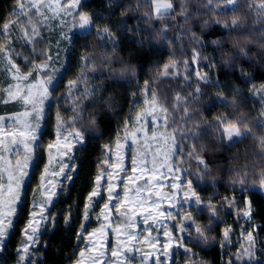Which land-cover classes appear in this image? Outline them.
<instances>
[{
	"label": "snow or ice",
	"instance_id": "snow-or-ice-1",
	"mask_svg": "<svg viewBox=\"0 0 264 264\" xmlns=\"http://www.w3.org/2000/svg\"><path fill=\"white\" fill-rule=\"evenodd\" d=\"M242 0H204L201 5L195 6L194 10L189 11L187 6V0H178L179 10L173 5V0H150L152 5V14L149 15L145 13L143 20L145 23H150L153 19L160 21L166 16H171V21L169 23H160L157 29H150L154 31V38L160 42H167V48L170 55L163 65L160 66L159 76H164L165 78L172 77L180 79L183 82H187V87L191 88V91H187L183 96L179 92L174 93V99L172 103L173 111L179 112V119L182 122H188L189 127L185 128L182 125L173 128L172 134L169 136L170 143L167 150L164 153L163 160L158 163H154L152 168L146 169L148 172H156L157 167H162L165 172H170L175 178L178 173H183L185 176L188 175L187 169L183 168V162L187 159H194L197 164V171L194 173L198 180H203L208 177L213 181V185L216 183L215 178L212 176V166L219 165V161L213 159L208 162L205 156L201 153H205L206 148L204 144H199L198 146L193 143L184 144V141H199L205 129L198 128L199 121H203V116H199L193 119V114L198 112L199 109H190L189 104L192 102L199 103V98L203 95V88L201 85L214 86L216 91L209 94V97L213 100L211 106L216 104L224 105L225 107H230L232 109V114H227L221 111L218 115L213 116L214 121V133L216 134V139L214 143L218 146L223 145L224 151L233 148L236 144L242 143L245 137H251L255 141V146L259 149L256 153H253V157L260 159L264 163V85H261L256 89H249L250 97L255 98L259 94V115L251 123L245 119L244 113L237 112L236 110L241 107L247 98L237 97L240 95V89L234 87L232 89L231 97L225 95L224 91L221 89V81L219 79H213L212 77L216 75L215 73H207L201 71L199 68L194 73L184 74V72H178V69L183 67L186 71L192 65H196L198 60L207 59V55L201 51L208 45L202 39L204 35V29H206L210 24L220 26L222 32L215 39L211 40V46L215 50H219V55L221 57L220 64L228 71H236L239 69L241 76L246 75L243 69V65L240 61L243 58L249 57L250 53L248 49L253 46H257L262 54H264V0H247V10L252 11L254 14V19L251 21L252 25H255L257 21H260L258 28L249 27L247 21L241 18L239 12L240 4ZM138 3V0H137ZM112 0H109V6H111ZM121 7L120 15L124 16L125 12L128 10L126 5H118ZM84 5L81 0H57L55 6L52 3H45V0H14L13 7L11 8L8 15L0 23V36L3 37L0 40V55L3 56L7 63V67L4 69L8 74L10 79L14 81H23L24 87L27 91H23L20 84L8 85L5 89V98L3 103H8L9 101L22 100L24 104L28 107V111L23 112L19 115L29 116L31 113L32 118L35 123L25 122L22 129H18L14 132H5L4 122L5 117L0 116V137H8L7 143L4 139H0V180L3 179L4 174H7V184L0 182V255L3 254V250L7 244L6 237L10 235L9 228L12 227L13 222L11 219L12 213L16 212V201L21 200V185L24 178L29 175L27 169L29 167V162L38 159L34 156L35 150L37 148H43L47 152V161L43 165V170L40 172V194L44 197L42 201H33L32 207L40 209L39 220H45L46 215L44 214L45 207L51 201L52 195L54 194V188H45V178L46 173L49 168V164L52 161V153L48 149L59 145V140L61 133L65 130V124L67 122H72L74 125L76 121H83L85 119L84 113L89 111V105L92 103L88 100L86 104L83 100L79 99L80 96L85 98L92 97L94 95V88L92 86L80 87L86 79H88L86 72L87 70H93L94 72L99 69V74L104 76V69L112 63V57L116 52V47L119 43V37L116 32L123 31L127 27V21L121 19L115 25H109L108 23L97 24L92 20L90 13L83 11ZM203 9V11L201 10ZM209 19L200 20L201 16H209ZM69 16L73 17V23L77 25L80 29V35H90L95 31V38L101 43H85L82 46V51L79 56V71L73 78L68 79L64 82L63 87L65 91L62 94H57V89L61 87V81L63 80L64 74L68 71L69 62L65 61L63 64L64 71L60 72L59 69L51 67V56L48 54L49 47L51 46L50 41H47L42 35V32L47 30L50 21L55 20L58 16ZM179 16V19H177ZM11 17V18H9ZM106 17L103 13L100 14V19L105 20ZM139 20V18H137ZM60 25H64V21H59ZM199 26L201 32L197 33L192 31V28ZM175 28L176 31L171 35L169 34V29ZM10 29H14L19 35L16 37V42L13 41V32ZM115 29V31H113ZM66 30V29H65ZM65 30L59 32V38L63 40H71L65 35ZM131 31V29H128ZM139 31V30H138ZM259 33L257 39H252V35ZM181 37H187L191 42L189 47H184V42ZM75 39V34L72 37ZM60 39L57 40L56 46L59 47ZM22 42V43H20ZM43 42V43H41ZM229 43L230 48L224 49L222 47L223 43ZM138 43H141L138 41ZM176 43L180 45L181 53L190 52L191 55L183 56L182 58L177 57L176 53L172 51V45ZM113 45V47L108 48L107 45ZM18 47L27 48L30 54H25L23 51H17ZM96 49H100L97 55H93ZM254 55V53H253ZM22 59L26 71H22L21 67L15 62V59ZM37 58H39V63H37ZM97 59H100L102 63L97 64ZM106 62V63H103ZM209 69L216 68L215 60H208L205 65ZM128 69L135 71V66L124 64L121 68L111 69L112 72H125ZM194 75L196 78L195 85L192 84L190 76ZM35 77V79H33ZM230 79V77H229ZM28 81H32L28 83ZM154 83V80H153ZM244 83H250V81L245 80ZM141 92H151L152 104L151 107L156 111V114L152 116L154 124L159 122L161 125H166L171 128L172 125L168 123L170 113L168 107L160 101L157 97V92L155 88H149V81H144V87L139 89ZM62 98L65 102L70 103V110L73 113L72 116L64 117L63 113L57 110L54 113V131L57 136V140L50 142L45 147L41 144L39 139L40 122L42 118L45 117L44 112V102L46 100L59 101ZM130 95H134L131 94ZM209 97H205L208 99ZM146 104L147 100L144 101ZM104 103L111 105V100L106 99ZM181 105L183 107H181ZM18 114L12 113L11 116H16ZM140 113H137L139 116ZM11 116L9 117V126H11ZM19 123V120L17 121ZM127 118L124 120V124L127 125ZM96 117L89 114L87 116V124L82 129H76L73 127V139L77 142L85 140V134L87 132L96 131L95 128ZM255 128L261 129V133L257 134ZM180 133V142L176 141L175 133ZM153 135H157L154 131ZM135 141H133V144ZM119 143L117 151H119ZM187 147V152L184 151ZM104 149H108L109 145H104ZM23 152L21 157L19 153ZM70 144H65V149L59 154L61 156L65 155L67 151H70ZM135 152V148H133ZM212 149H208V154L210 155ZM3 153H16L14 156L15 164L12 163ZM243 158V159H242ZM123 157L121 156L119 160L113 162L110 167L116 169L122 167ZM238 166H234V162ZM249 153L247 151L233 152L232 155L228 157L223 163L228 165L227 171L232 174L230 177V183L244 184L247 177V171L249 168ZM103 163L107 165L108 160H104ZM138 163H144L143 160L139 159L137 155H133L132 164L133 170H136V165ZM72 168H76L75 164L71 165ZM99 167V166H98ZM253 167L255 164L253 162ZM65 164L60 163V172H63ZM145 169H141L144 171ZM244 175H241V174ZM59 174V173H57ZM105 173L97 172L95 175V181L97 182L88 193V197H96L99 195L98 188H103L104 193L107 194V199L100 206V214L105 220L108 218V214L111 212L110 201H112V196L116 185L113 183V178L119 179L118 174L109 171L107 172L108 186L106 188L99 184L101 176ZM66 177H69V173H64ZM259 184L264 187V170L258 172ZM139 178V177H137ZM163 179V177H161ZM51 182L49 181V184ZM124 198L117 197L114 202L117 215H125L129 217V223L127 227L134 228L135 222L131 220V215L128 212H121L122 204H132L133 201L127 199L128 197V187H127V177H124ZM193 180L183 179L177 184L175 179L171 182L170 187L174 189L171 193L170 199L173 204H176L177 198L182 197L179 200L178 206L170 208L166 213H161V215H167L169 220L173 221V230L176 233L187 234L173 236L171 232L168 231L167 225L164 226V235L167 237L163 244L164 255L163 258H155L154 264H167L170 257L168 251L169 247L175 243L178 249H183V254L185 256L184 264H205L203 260L193 259L198 257V253L192 250V245L199 246L201 244H206L210 239L207 233L211 232L214 223H222L219 219V213L224 211L225 205L229 206L228 210L231 211L235 207V198L230 196H221L218 202H213V198L218 194L213 192L207 200L203 199L199 193L193 188ZM143 189L137 187L136 192H140ZM165 198L168 199V194H165ZM22 203V200H21ZM155 204V202H153ZM7 205V214H5L4 208ZM135 209H133L134 211ZM50 211V209H49ZM175 211L177 216L173 218L172 212ZM252 206L251 202L247 197L244 198V207L240 209L242 216L245 218H251ZM207 213L208 222L201 223L195 216ZM195 214V216H194ZM53 215V220L50 223H54L55 214ZM71 207L64 214V221L66 225L71 224ZM90 215V201L88 198L85 199L83 208L81 210V222L76 229V239L88 240V237L92 235L91 232L85 235L87 231L86 225L84 224V219H87ZM99 219V217H98ZM187 222V223H185ZM39 226V221L36 219V213L29 211L27 214V220L24 222V226L21 229V234L24 237V241L17 245L16 247V261L15 264H30L33 262L35 264L36 256L30 246H35L40 233L37 228ZM256 227L254 224L249 226L247 231V240L249 246L243 249H236V255L233 257L229 254L227 261L222 260V264H239L242 256H247L248 259L243 261V264H264V261L255 258V237L251 229ZM96 231V230H93ZM116 231V229H113ZM231 232V225L226 226L221 230V248L224 247V242L228 240L229 234ZM129 239L131 235L129 234ZM154 239V238H153ZM185 239L188 243L185 244ZM79 248V252H73V256L76 257L72 261V264H84L86 259L84 253L87 250V245L81 247L79 244L76 245ZM153 252L156 249L153 247ZM104 255L103 252H97L95 256L91 254L87 259L92 261V264H98L99 259ZM117 250L115 246L113 247L112 256H117ZM152 253H145L141 257V264H153V261L149 260ZM108 264V261H105ZM176 264H179V260H176Z\"/></svg>",
	"mask_w": 264,
	"mask_h": 264
},
{
	"label": "rangeland",
	"instance_id": "rangeland-1",
	"mask_svg": "<svg viewBox=\"0 0 264 264\" xmlns=\"http://www.w3.org/2000/svg\"><path fill=\"white\" fill-rule=\"evenodd\" d=\"M56 2L57 0H45L46 4L52 3L54 6ZM81 2L84 5L82 10L88 13L90 12L93 21L101 25L106 22L107 19H100V14L102 13L100 11L107 7L109 0H81ZM112 2L116 4L117 7H119L118 5L128 6V10L125 12L124 16L130 17L132 15L133 9L131 5L133 4V0H112ZM13 3L14 0H0V23L3 22V19L10 12ZM137 5L141 6L142 10H140L143 11V13L152 14L150 0H138ZM173 5L178 11V0H173ZM187 6L189 7V5ZM120 9L121 7L117 10ZM177 19H179V16H177ZM60 20L64 21L63 26L60 25ZM170 21L171 16H166L163 20L158 21L155 27L154 25L145 26V28L137 27L134 29L126 27L123 31H119L124 34L126 40L125 45H127L124 53H128L127 55L131 58V61L126 58L124 59L121 54H114L112 63L106 68L111 73L110 77L104 78L103 76H98V78H102L105 83H108L106 85L107 90L110 89L112 91V89L115 90L116 87L120 89L124 87L127 98L124 103L125 107L116 114L113 107L111 108V105L109 106L105 103L107 105L106 111L109 116L101 120V122L104 121L105 131L100 129L96 122L95 128L97 130H90L85 134L84 141L77 142L73 139V127L82 129L87 124V116L89 114L94 115L96 121L98 118L96 108L95 110L92 108L94 95L88 98L83 96L79 97V99L83 100L86 104L88 100L92 101L88 106L89 111L84 113L85 119L83 121H76L74 125L70 121L67 122L64 132L61 133L59 145L48 149V151L52 153V161L46 173L44 186L45 188H54L55 192L52 195L51 201L44 209V214L46 215L45 220H39L41 215L40 209L33 208L32 202L34 200L42 201L44 199L39 191V174L43 170V165L48 157L47 152L43 148H37L35 150L34 156L38 157V159L29 162V167L27 169L29 175L24 178L21 185L22 203L21 200L16 201V212L12 213L11 216L13 225L9 228L10 235L6 237L7 244L3 250V254L0 255V264H15L16 247L24 241L21 229L24 226V222L27 220V214L30 210L36 213V219L39 221L37 230L40 235L36 245L34 247L30 246L36 256L35 264H72V261L76 259V257L73 256V252H79V248L76 247L77 244L81 247L87 245V250L84 253L86 257L84 264H92V261L87 259V257L90 254L95 256L97 252L104 253L99 259L98 264H105V261H108V264H141V257H143L145 253H152L149 260L153 261L154 264L155 258H163L164 255L163 244L167 239L164 235L165 224L167 225L168 231L171 232L173 236L187 235L174 232L173 221L169 220L166 214L161 215V213H166L170 208L178 206L179 200L182 199V197H178L175 205L171 201V193L175 191L170 187L171 182H173L174 179L177 184L183 179L193 180V188L205 200H207L213 192L206 198L203 197L198 191L195 185L196 182L190 173H188L187 176L183 173H178L174 178L170 172H165L162 167H157V171L154 173L146 170L152 168L154 163L163 160L164 153L170 143L169 136L172 134L173 128H176L179 112L173 111L172 109L174 93L179 92L181 96H183L187 91H191V88L186 86V81L182 83L180 79L172 77L165 78L164 76L158 75L160 66L167 62L170 52L167 48V42L162 43L157 41L154 38V31L150 29H157L156 27H158L160 23H169ZM128 29H131V31ZM61 30H65V35L71 40V43H69L68 40L59 38V32ZM173 30L174 28L169 29L170 35L173 33ZM10 31L13 32V41L16 42V37L19 33H16L14 29H10ZM79 33L80 29L73 23V17L71 15L66 17L63 15L58 16L55 20L50 21L48 29L42 32L45 39L51 43L48 50V54L51 56L50 66L63 72L64 62H69L68 71L63 76L61 87L57 89V94H62L65 91L63 87L64 82L73 78L79 71V56L82 51V46L85 43H99L95 39L94 30L92 34L87 36L80 35ZM74 34L75 39L72 38ZM2 39L3 37L0 36V40ZM58 39H60L59 47L56 46ZM138 41L141 43H138ZM147 45L149 47L151 46L150 48L156 52L155 56L157 57H153L147 64H144L145 66H141L133 57L137 55L138 50L144 49L145 47L147 48ZM17 51L30 54L28 49L23 47H18ZM172 51L176 53L179 58L189 56L182 54L181 51L177 49ZM97 54L96 49L93 55ZM15 62L21 67L22 71L27 70L24 67L22 59H15ZM37 63H39V58H37ZM124 64L135 66V71L133 72L131 69L123 73L111 71L113 68H121ZM6 67L7 63L3 56L0 55V101L4 100L5 89L10 84L13 86L20 84L23 91H27L23 81H14L10 79L9 74L4 70ZM197 68L202 71L203 63L197 62L196 65H192L186 71L181 67L178 69V72H184V74L187 75L194 73ZM33 79H35V77H33ZM145 80L149 81V88H155L158 99L168 107L170 113L168 123L172 125L171 128L166 125H161L159 122L154 124L152 116L156 114V111L151 107V92H141L139 90L144 87ZM195 81L196 78L193 75V85ZM31 82L32 81H28V83ZM261 85H264V81L256 88H259ZM84 86H92L95 90V81L88 77V79L80 85V87ZM97 90L100 89L97 88L95 91ZM130 93L134 95H130ZM257 97L259 98V94H257ZM95 98L98 99L99 96ZM105 100L106 99L102 100V103H104ZM145 100L148 101L147 104L144 102ZM114 107H116V105ZM181 107L183 106L181 105ZM57 110L61 111L65 118L73 115L70 110V103L65 102L62 95L59 101H53L49 98V100L44 102L45 117L42 118L40 122L39 139L41 144L45 147L48 143L57 140L53 119L54 113ZM26 111H28V107L22 100L9 101L8 103L0 102V116L5 117V132H14L18 129H22L25 122L35 123L31 113L27 117L19 115ZM138 112L140 113L139 116H137ZM213 112L212 110L210 111L211 114H215ZM12 113L18 115L11 116ZM10 116L11 126H9L8 123ZM125 118L128 120L127 125L124 124ZM18 120L19 123L17 122ZM154 131L157 133L155 136L153 135ZM175 135L176 141L179 143L180 139L177 133H175ZM0 139H4L6 143L8 141V137L6 136H2ZM133 141H135L134 144ZM66 143L70 144L71 150L61 156L59 153L65 149ZM118 143L120 145L119 151H117ZM106 144L109 145L108 149L103 148ZM133 148H135V152ZM3 154L15 164L14 156L16 153ZM19 155L21 157L23 156L22 150ZM133 155H137L139 159L144 161V163H138L136 165L135 171L133 170L132 164ZM121 156L123 157L122 167L112 169L110 165L119 160ZM104 160H108L109 163L105 165L103 163ZM61 162L65 164L63 172H60ZM184 163L182 166L187 169L188 172V167L185 166ZM72 164H75L77 167L72 168ZM141 169L145 170L141 171ZM98 171L105 173L101 176V180L99 181V184L103 185L104 188L108 186L107 172L112 171L119 176V179H116L115 176L113 178V183L116 187L114 189L112 201H110L111 212L108 214L107 220L100 214V206L105 202V199H107V194L104 193L103 188H98L99 195L96 197H88V193L91 191L92 187L97 184L95 175ZM64 173H69V177H66ZM124 177H127L128 181L127 199L132 200L133 203L127 205L122 204L120 211L128 212L131 215V220L135 222L134 228L127 227L129 217L117 215L114 206L117 197L124 198L125 196ZM161 177H163V179ZM49 181L51 182L50 184ZM0 182L7 184L6 173ZM137 187L143 190L136 192L135 189ZM256 190L264 194V187L259 185ZM165 194H168V199L165 198ZM256 195L257 193L253 191L249 194H233L231 196L235 198L237 204L233 208L234 215L229 213L227 216L230 222L220 226L217 230L219 244L221 246V230L231 225L229 238L224 242V247L222 249L224 254L223 261L228 260L227 256L233 248H240L242 253L243 249L249 246L246 237L249 226L254 224L252 222V212ZM245 197L248 198L252 206L250 219L243 217L240 212V209L244 207ZM86 198L90 201V215L83 221L87 228L85 235H88L89 232L92 233L87 241L84 239L77 240L75 235L76 229L82 219L81 210ZM219 199L220 195L217 194V196L213 198V202L215 203ZM153 202H155V204H153ZM238 202L241 206H238ZM69 207H71L72 213L70 217L71 224L66 225L64 214ZM133 209L135 210L133 211ZM4 211L5 214H7V205H5ZM52 214H55L54 223H50V221L53 220ZM172 216L175 218L177 213L173 211ZM195 219L199 221V215L195 216ZM254 225L256 226V224ZM113 229H116V231H113ZM251 230L255 237L256 257V253L260 249L257 240V228L254 227ZM129 234L131 235V239L128 238ZM184 242L187 244V239H185ZM114 246L118 253L117 256H112ZM153 247L156 249L155 252L152 251ZM168 251L171 255L167 264H176L177 259L179 260V264H184L185 256L183 254V249H178L177 245L173 243ZM241 259V262H243L247 260L248 257L242 256ZM30 264H33V262H30Z\"/></svg>",
	"mask_w": 264,
	"mask_h": 264
},
{
	"label": "trees",
	"instance_id": "trees-1",
	"mask_svg": "<svg viewBox=\"0 0 264 264\" xmlns=\"http://www.w3.org/2000/svg\"><path fill=\"white\" fill-rule=\"evenodd\" d=\"M129 1V0H128ZM204 3V0H187V5H189V11L194 10L195 6L201 5ZM137 0H133L132 6V15L130 17L123 16L121 17L119 7L116 6L112 2L111 6H109V2L106 8L102 9V12L107 18L105 23H108L109 25H115L117 22H119L121 19H124L127 21V27H130L132 29L137 27H148L151 25H156L158 22L157 20L153 19L150 23H145L143 20V17L145 13L141 11V6L137 5ZM141 9V10H140ZM117 10V11H116ZM203 11V9H201ZM2 12V11H1ZM239 12L241 14V18L245 19L249 25V27L258 28L260 25V21H257L255 25H252L251 21L254 19V14L252 11L247 10V0H242L239 8ZM90 13V12H89ZM106 13V14H105ZM114 13V14H113ZM91 14V13H90ZM119 14V15H118ZM125 15V14H124ZM139 18V20H137ZM209 16H201L199 17L200 20L203 19H209ZM95 22V21H94ZM96 23V22H95ZM104 24V23H103ZM159 27V26H158ZM156 27V28H158ZM155 29V28H153ZM113 31H115L113 29ZM176 29L174 28L173 32H175ZM192 31H195L197 33H200L202 30L199 26H195L192 28ZM204 35L202 39L205 41V43L208 45L201 51H203L207 55V59L198 60L197 62L203 63V72H207L209 74L215 73L212 78L213 79H219L221 81V89L224 91L225 95L231 97L232 95V89L234 87H238L240 89V95L237 97L238 100L241 98H247L245 102L241 105L240 108H238L237 112H243L245 119H247L250 123L255 119L258 118L259 115V98L256 96L255 98H249L250 92L249 89H255L259 84H261L264 81V54L261 53L259 48L257 46L250 47L248 49L250 55L247 58H243L240 63L243 65L244 72L246 75L241 76L239 73V69L236 71H228L226 67L222 66L220 64L221 57L219 55V50H215L211 46V40L215 39L217 36H219L222 32V29L220 26L210 24L206 29L203 30ZM95 34V33H94ZM116 35L119 37V43L116 47V53L121 54L123 58L131 61L128 53H124L127 45H125V38L124 34L120 32H116ZM259 36V33H255L252 35V39H257ZM184 42V47L187 48L191 44V42L187 39V37H181ZM96 39V38H95ZM101 43V41H98ZM108 48L113 47V45H107ZM151 47V46H150ZM148 45L147 48L143 47L144 49H140L137 52V55L134 56L135 60L141 65L145 66L144 64H147V62L150 59H153L156 52L152 50ZM222 47L224 49H229L230 45L229 43L225 42L223 43ZM179 50L180 45L173 43L172 50ZM100 51V49H97V53ZM254 53V55H253ZM184 55H191L190 52H184ZM170 55V54H169ZM208 60H215L216 61V68L209 69L205 65L208 63ZM102 61L98 59V65H100ZM106 63V62H103ZM105 75L104 78L110 77V72L107 69H104ZM140 74V71H139ZM86 75L95 81V90L99 88L100 90L95 91L94 90V100L92 103V108L98 113L97 118V125L100 129H103L105 131V124L104 121L101 122V120L109 117L108 112L106 111V104L102 103V100L104 99H110L111 100V108L113 107V110H115V113L117 114L120 112L121 109H123L126 95H125V89L124 87L117 88L115 90L112 89V91L109 89H106V85L108 83H105V81L102 80V78H98L101 75L99 74V69H97L95 72L93 70H88L86 72ZM230 77V79H229ZM191 82L193 80V75L190 76ZM245 80L250 81V83H244ZM196 83V81L194 82ZM193 84V83H192ZM195 85V84H194ZM203 88V95L199 98V103L192 102L188 106L190 109H199L198 112H195L193 114V119L198 118L199 116H203V121H199L198 125H191V126H198V128L205 129V132L202 134L201 139L199 141H184V144L187 145L188 143L196 144L197 146L199 144H204L206 151L205 153H201L205 156V159L211 163L213 159L219 161V165H213L212 166V176L215 178L216 183L213 185V181L210 180L208 177H205L203 180H198L194 173L197 171V164L194 159H187L183 163L185 166L188 167V173L194 178L196 182V187L198 191L201 193L203 197L209 196L211 192H216L218 195L221 196H232L233 194H249L250 192H256L257 195L254 198L253 202V212H252V222L256 224L257 228V240L259 244V251L256 253V259H259L261 261H264V197L263 193L257 191V187L259 184V175L258 172L260 170H264V163L260 161L259 158L253 157L252 154L256 153L259 149L255 146V141L251 137H245L242 141V143L236 144L233 148L228 149L227 151H224L223 145H217L214 143L216 139V134L214 133V121L213 116L218 115L221 111H224L227 114H232V109L230 107H225L221 104H216L215 106H211L213 104V100L209 97L210 93H213L216 91L214 86H205L201 85ZM99 96L98 99L95 97ZM205 97H209L206 99ZM134 102V101H132ZM116 105V107H114ZM214 111L211 114L210 111ZM179 117V115H178ZM183 126L185 128L189 127L188 122H182L178 118L176 122L177 126ZM255 131L257 134L261 133V129L255 128ZM177 136L180 139V133L177 132ZM208 149H212L213 151L211 154H208ZM187 147H185L184 151L187 152ZM241 151L245 152L247 151L249 153V168L247 171V179L245 180L244 184H235L233 185L230 183V177L232 176L231 173L227 171L228 165L223 163L228 159L230 155H232L233 152ZM243 159V158H242ZM253 162L255 164V168L253 167ZM234 166H238L235 164V161L233 162ZM241 175H244L243 173ZM217 196V195H216ZM215 196V197H216ZM214 197V198H215ZM220 200V199H219ZM218 200V201H219ZM216 201V202H218ZM237 204L235 203V206ZM238 206H241V204L238 202ZM227 205L224 207V211L219 213V219L222 221V223H214L211 232L207 233L210 237H214V239H210L206 244H201L199 246L192 245V250L196 253H198V257L193 258L203 260L205 264H222V260L224 259V254L222 251V248L219 244V237H218V228L225 223H229L228 221V214L234 215V209L231 211L228 210ZM199 222L201 223H207L208 222V216L207 213H203L199 215ZM237 248H233L229 254H231L233 257L236 255ZM229 258V255L227 256ZM242 260V259H241ZM185 261V260H184ZM189 264H192V261H189ZM239 264H243V262H239Z\"/></svg>",
	"mask_w": 264,
	"mask_h": 264
}]
</instances>
